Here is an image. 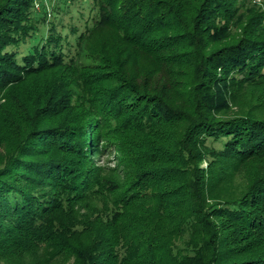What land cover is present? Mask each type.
I'll return each mask as SVG.
<instances>
[{
	"label": "trees",
	"instance_id": "1",
	"mask_svg": "<svg viewBox=\"0 0 264 264\" xmlns=\"http://www.w3.org/2000/svg\"><path fill=\"white\" fill-rule=\"evenodd\" d=\"M61 1L0 0V261L44 245L45 264H264V173L233 187L264 160V11L92 0L94 24L63 34L46 18ZM40 21L49 36L21 51ZM85 50L112 73L86 79L100 86L89 104L65 99L60 79L38 84ZM105 129L132 147L123 185L95 161ZM101 191H123L108 219L90 201Z\"/></svg>",
	"mask_w": 264,
	"mask_h": 264
},
{
	"label": "rangeland",
	"instance_id": "2",
	"mask_svg": "<svg viewBox=\"0 0 264 264\" xmlns=\"http://www.w3.org/2000/svg\"><path fill=\"white\" fill-rule=\"evenodd\" d=\"M242 4L247 5L246 8L252 7L256 10L264 11V0H240L239 5ZM54 5H56V7L60 6V9H58V16L53 18V16L48 15L46 18L48 21H52L56 25L57 30L63 34H70L72 30H78V33L85 32L88 26L91 27L94 24V20L97 16V11L92 9V0H62L61 2L54 3ZM35 12L38 16H45L40 3L37 4ZM50 28V23H43L40 21L39 32H37L34 37L27 42L26 45H23L21 51L24 52L26 50H30L33 48V46L38 44L42 38L46 39L50 34ZM105 32L106 36H108L110 39H114V34L111 30H106ZM72 37L73 36L71 35V39ZM95 62L96 61L92 58V55L90 56V54L85 50L82 56L79 58L78 66L73 69L62 70L63 72H49L38 79L40 82L38 84L42 86V88L45 84L49 86L54 82L59 86L57 80L60 79L63 84L62 89L63 94L65 93V99H67L72 105L75 104L77 106V104H80V102L83 105H87L90 101H92V98L85 100L84 97H87L88 94L93 95V92H95L96 89H99L100 86L92 84L90 87H88L87 84L89 81L86 79L89 78L93 82H97L99 79H102V77L112 74L109 73L105 67L96 66ZM99 68L102 69L99 70ZM117 84L118 83L112 80L109 88H114ZM90 90L93 91L91 92ZM5 103L6 98H3L0 101V105ZM78 112V110H74L70 113L76 114ZM112 128H114V125H112ZM121 128H123V126ZM114 130L115 129L106 131L105 129V131L109 133L107 134L109 136L107 140L112 142V146L111 148L109 147L110 149H107L104 152L101 158H97L95 161L98 166L106 168L105 175L108 174L111 178L119 181L123 185V174L126 173V169L123 167V162H125V164L127 162V157L124 154H126L128 150H131L132 147L129 145V143H127L129 138L127 135H123V131H120L118 135H114L112 133ZM219 148L221 149L222 146L220 145ZM116 149L119 150V152L116 151ZM202 166L207 167V163H203ZM263 173L264 160L250 161V163L247 164L246 167L242 168L240 172H236V178L233 182V187L241 186V184H245L246 180H249L250 177H255ZM122 200L123 191L113 195L105 194L104 191H101L99 194H95L90 198L94 211L103 213L104 219L110 218L113 214L112 211H114L118 205L122 206ZM51 255L52 251H50L46 246L41 245L39 247L26 248V250L23 251L9 252L7 255H5L4 259L0 261V264H34L37 261L39 264H42V262L45 264V262H47L46 260ZM48 264L70 263L64 262L61 258H54L53 260L49 261Z\"/></svg>",
	"mask_w": 264,
	"mask_h": 264
}]
</instances>
